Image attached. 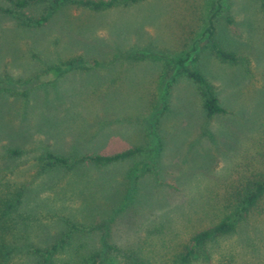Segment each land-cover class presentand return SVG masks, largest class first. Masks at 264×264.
Segmentation results:
<instances>
[{
    "label": "rangeland",
    "instance_id": "obj_1",
    "mask_svg": "<svg viewBox=\"0 0 264 264\" xmlns=\"http://www.w3.org/2000/svg\"><path fill=\"white\" fill-rule=\"evenodd\" d=\"M37 1L0 11V208L20 241L12 264H37L29 245L56 242L55 264H177L194 234L239 216L264 176L260 0L65 4L26 24L52 2ZM212 24L239 62L217 57ZM75 58L85 62L49 70ZM181 58L206 75L226 113L206 115ZM135 146L143 151L109 165L81 160ZM49 152L73 166L52 164ZM235 224L191 264H264V197Z\"/></svg>",
    "mask_w": 264,
    "mask_h": 264
},
{
    "label": "trees",
    "instance_id": "obj_2",
    "mask_svg": "<svg viewBox=\"0 0 264 264\" xmlns=\"http://www.w3.org/2000/svg\"><path fill=\"white\" fill-rule=\"evenodd\" d=\"M11 3V7H4L0 5V11L3 13H16L25 7L31 5L37 0H8ZM46 1L38 0L37 2ZM51 4L47 6L44 14L37 18L23 19L26 24H33L35 26H40L44 24L52 15V13L62 5L73 4L76 6H83L91 8L97 11H103L111 9L116 6H130L140 2L141 0H51ZM261 8L264 15V0H260ZM215 26L212 24L209 28L210 38L212 39V48L216 53L217 57L223 62L237 63L240 58L235 51L227 49L223 46L215 37ZM84 61V60H83ZM79 58L71 59L68 62L61 63L59 65L50 67L49 70L56 71L57 75H62L66 70L74 68L76 64L83 63ZM185 60L183 58L179 59L178 64L180 65V73L185 72L187 76L192 79L199 88L200 94L203 100V108L208 117H213L216 114L226 113V108L221 105L220 99L214 90V86L206 77V75L199 69L192 68L184 64ZM85 62V61H84ZM143 151V147L135 146L128 148L123 151H119L112 154H87L82 156V159L89 160L97 165H109L119 161L129 159ZM50 159H52V164L63 165L67 167H72L75 160L69 159L63 155H57L52 152L48 153ZM141 170V169H140ZM253 188L249 191L242 203L243 209L238 212L239 216L233 217L231 215L225 217L224 219L217 222L210 228L201 230L194 234L191 238V243L186 245V251L181 252L179 259H175L177 264H191L194 259L198 257L199 249L202 248L207 242L221 236H225L232 232L235 228V221L238 220L243 211L247 212L249 207L256 204L261 198L264 197V176L255 183H253ZM18 196L14 201L9 202V207H16L20 201L22 192L17 191ZM239 211V210H238ZM6 212L0 208V264H12L13 259L19 252V240L15 238L13 229L15 228L13 219V224H9V217L6 218ZM92 226H87L83 224L73 223L71 224V230H90ZM10 233L14 236L11 240L6 239L7 234ZM29 251L37 258V264H55L54 256L57 253L59 247L61 246L59 242L53 243L49 246L41 247L36 244L31 243L29 245ZM198 251V252H197ZM135 264H141L139 262Z\"/></svg>",
    "mask_w": 264,
    "mask_h": 264
}]
</instances>
